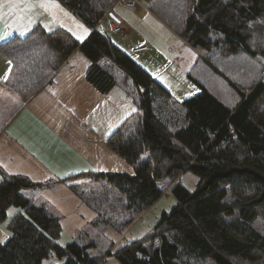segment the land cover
Wrapping results in <instances>:
<instances>
[{"label":"trees","instance_id":"16d2710c","mask_svg":"<svg viewBox=\"0 0 264 264\" xmlns=\"http://www.w3.org/2000/svg\"><path fill=\"white\" fill-rule=\"evenodd\" d=\"M57 1L92 32L80 42L60 25H36L12 37L0 45L11 63L7 83L26 101L49 81L53 68L80 49L92 62L90 76L107 90L113 77L98 61L108 58L138 88V110L106 140L134 173L95 171L90 175L98 187L71 185L82 198L103 199L92 203L96 217L66 246L56 242L58 216L20 194L40 183L3 177L0 222L12 205L24 212L8 222L13 234L0 244V264H45L52 258L64 259L61 264H97L105 254L122 264H264V0H150V10L159 11L174 30L178 26L181 38L208 55L202 71L210 73L196 80L201 90L184 99L98 30L116 0ZM244 58L255 71L247 70ZM188 170L198 176L196 186L173 185L177 202L161 212L151 232L98 251L107 226L126 230L164 194L159 182L179 180ZM110 187L121 197L115 199Z\"/></svg>","mask_w":264,"mask_h":264},{"label":"crops","instance_id":"0c3cea01","mask_svg":"<svg viewBox=\"0 0 264 264\" xmlns=\"http://www.w3.org/2000/svg\"><path fill=\"white\" fill-rule=\"evenodd\" d=\"M113 14L123 20V40L128 38L131 29L134 30L131 36L136 35L138 39L127 45L120 38L124 43L120 44L124 47L122 49L116 42L115 45L130 56L129 49L132 51L135 46L147 43V50L138 53L144 64L135 61L156 80L159 76H166V63H170V68L177 60L171 44L158 33L153 14L142 7L129 8L122 4L114 6ZM36 25L46 29L60 25L80 42L92 32L57 0H0V45L14 36L26 35ZM97 28L110 38L111 34L117 36L107 15ZM98 64L104 73L106 71L113 77L107 90L90 76L91 60L76 49L63 64L52 69L51 78L40 90L22 101L7 83L11 63L0 51V111L7 107V101H19L5 120L4 115L0 118V181L3 177L19 175L40 183L23 188L20 194L29 197L32 203L45 205L58 216L61 231L56 242L61 246L72 242L76 231L96 217L97 211L92 203H101L99 199L82 198L71 185L85 183L87 189L92 185L98 187L100 182L94 181L90 175L95 171L134 173L133 167L109 147L106 140L138 110V88L124 71L110 66L108 58H101ZM159 67V72L152 74V69ZM187 172L170 183L168 193L177 182L190 189L189 186L198 181V176H188L187 182H182V176ZM158 201L161 197L124 231L113 225L107 226L102 238L108 242L102 239L98 251L109 243H125L132 241L128 237L135 240L151 232L159 214L165 210L162 206L152 223L147 225V214ZM176 202L174 197V205ZM18 212H24V208L12 205L6 210V219L0 222V244L13 234L8 222ZM63 261L52 258L44 262L61 264ZM97 264L122 263L115 256L105 254Z\"/></svg>","mask_w":264,"mask_h":264},{"label":"rangeland","instance_id":"374dc122","mask_svg":"<svg viewBox=\"0 0 264 264\" xmlns=\"http://www.w3.org/2000/svg\"><path fill=\"white\" fill-rule=\"evenodd\" d=\"M138 1H139V3L135 8L142 7V8L149 10L153 14L154 18L156 19V23L158 24V29H157L158 33L171 44L172 52L175 54V57L177 60V63L174 62V64L172 66H170V68L168 67V65L170 63H166V65H167V71L165 74L166 76H164V77L159 76V77H157V80L163 86H166V88H169L170 91L174 95H176L178 98L184 99V98L189 97L195 93H198L201 89H200V86L196 80L202 81L203 80L202 78L205 75L210 73V71H202V69H204L206 67V64L204 63V61H207V59H206V56H208L207 53L203 49H201L200 47H196V48L193 47L188 42H186L183 38H181V36L176 31L177 29H179L178 26H176L177 28L174 30L173 27H171L170 25L167 24V22L173 26H174V24L169 22L163 15H161V13H159V11L155 10V12H153L152 10H150V8H149L150 0H138ZM115 5H116V2L111 7L112 10H113ZM107 12L105 15L108 16ZM155 13L157 15H159V17ZM160 17H162L165 22ZM121 25H122V31H123L124 30L123 29V20L121 21ZM108 32H110V31H108ZM133 32H134V30L131 29L130 33L128 35V38L125 41L123 40L122 33L116 32L117 36L111 34V37L113 38V39L111 38V40H112V42H116V44L120 47H121L120 44H124L122 41H120V38L124 42H126L127 45L132 44V43H134V41L138 40V39H136V35L131 36L133 34ZM117 40H118V42H117ZM122 48H124V47H121V49ZM128 54L131 57H133V59L136 60L138 63H140V61H141V64H144L141 57L138 56L139 55L138 53H133L131 51V49H129ZM244 59L248 62L249 67L247 70L255 71L256 70L255 64L247 58H244ZM214 62H216L220 67H223V64L221 61H214ZM145 66H147V65H145ZM150 68H154V66H151ZM159 70H160V67L158 69H152V71L154 72L152 74L158 73ZM222 70L227 72L228 74H230L229 70H226L225 68H222ZM233 73H235V71ZM261 74H262V79H263L264 73L262 72ZM190 75L193 77V79L190 77ZM219 87L222 88L224 91L229 90L228 86H226V85L219 86ZM18 96L19 95L16 94V97H18ZM19 97L21 98V96H19ZM21 100H22V98H21ZM18 103H19V101H17V100L7 101L6 102L7 107L6 108L4 107L3 109H1L2 111H0V118L4 115L5 117L3 120H5L7 115L10 114L17 107ZM0 123H2V122H0ZM0 128H1V126H0ZM0 134H1V132H0ZM188 176L196 177L197 175L194 174L192 171L188 170V172L182 176V182H187L186 179ZM159 185L164 188V194L161 196V201H158L151 208V210H149V212L147 214V218H148L147 225L152 223L154 218L158 215V212L160 211V208L162 206H163V209L169 210L174 205V196H173V194L168 193L170 182L169 181H161V182H159ZM195 186H196V182L194 181L192 183V185L189 186V188L192 189ZM109 189H110V193L115 197V199L121 197L119 192L116 189H114L112 187H110ZM85 195H87V193ZM84 198L87 199L88 196H86ZM90 198L92 199V196ZM102 199L103 198H100V200H102ZM87 227H88V225H87ZM91 231L93 232V230H91ZM3 238H4V236H2V239ZM128 238L130 240L131 239L134 240V237H128ZM102 239L106 243L108 242L106 239H104V237L101 238V240L99 239L100 240V242L98 243L99 247L101 245ZM5 240H6V238L3 239V241H1V242L3 243ZM50 262H52V261H50Z\"/></svg>","mask_w":264,"mask_h":264},{"label":"built area","instance_id":"2783aa9c","mask_svg":"<svg viewBox=\"0 0 264 264\" xmlns=\"http://www.w3.org/2000/svg\"><path fill=\"white\" fill-rule=\"evenodd\" d=\"M139 1L138 0H117L116 4H123L126 7L129 8H135L138 5ZM110 22H111V27L114 32H121L122 31V25H121V18L113 14L112 8L107 12ZM148 45L147 43H143L140 45L135 46L132 51L134 53H142L143 51L147 50ZM264 73V70L262 71Z\"/></svg>","mask_w":264,"mask_h":264}]
</instances>
